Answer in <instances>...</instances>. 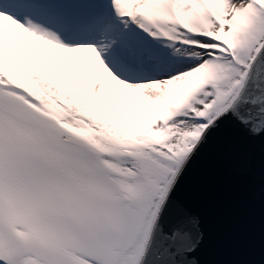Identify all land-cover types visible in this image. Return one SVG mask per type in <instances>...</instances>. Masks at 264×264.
Segmentation results:
<instances>
[{
  "label": "snow or ice",
  "instance_id": "1",
  "mask_svg": "<svg viewBox=\"0 0 264 264\" xmlns=\"http://www.w3.org/2000/svg\"><path fill=\"white\" fill-rule=\"evenodd\" d=\"M264 147V0H0V264H200L179 198Z\"/></svg>",
  "mask_w": 264,
  "mask_h": 264
},
{
  "label": "water",
  "instance_id": "2",
  "mask_svg": "<svg viewBox=\"0 0 264 264\" xmlns=\"http://www.w3.org/2000/svg\"><path fill=\"white\" fill-rule=\"evenodd\" d=\"M202 220L200 264H264V147L238 132L206 152L179 193Z\"/></svg>",
  "mask_w": 264,
  "mask_h": 264
}]
</instances>
